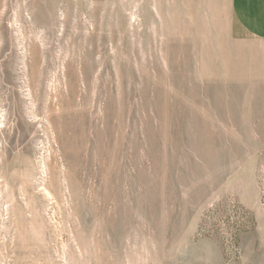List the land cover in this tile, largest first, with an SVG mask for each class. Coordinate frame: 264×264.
Listing matches in <instances>:
<instances>
[{"label": "rangeland", "instance_id": "374dc122", "mask_svg": "<svg viewBox=\"0 0 264 264\" xmlns=\"http://www.w3.org/2000/svg\"><path fill=\"white\" fill-rule=\"evenodd\" d=\"M219 10L0 0V264H264V42Z\"/></svg>", "mask_w": 264, "mask_h": 264}, {"label": "crops", "instance_id": "0c3cea01", "mask_svg": "<svg viewBox=\"0 0 264 264\" xmlns=\"http://www.w3.org/2000/svg\"><path fill=\"white\" fill-rule=\"evenodd\" d=\"M188 1L218 4L222 17L227 15L228 26L233 36L240 32L252 39L264 42V0Z\"/></svg>", "mask_w": 264, "mask_h": 264}]
</instances>
